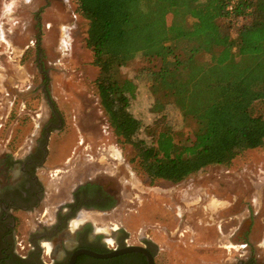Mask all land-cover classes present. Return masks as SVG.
I'll return each mask as SVG.
<instances>
[{
  "label": "rangeland",
  "instance_id": "obj_1",
  "mask_svg": "<svg viewBox=\"0 0 264 264\" xmlns=\"http://www.w3.org/2000/svg\"><path fill=\"white\" fill-rule=\"evenodd\" d=\"M88 28L77 0H0V144L23 145L46 122L45 86L64 122L48 147L46 206L68 201L79 185L99 182L117 193L116 208L108 214L85 213L101 230L149 227L156 238L172 239L179 228L185 264H211L226 253L228 264H235L250 252L264 263V146L244 152L228 166L204 168L181 186L165 181L150 185L131 162L137 152L119 140L101 105L100 69L87 45ZM156 64L138 55L121 69L137 84L130 110L142 125L138 137L149 141L147 129L157 126L172 128L178 139L192 138L197 122L155 97L148 76L140 75L142 68L150 71ZM189 185L194 200L184 193ZM215 197L228 210L222 240L227 250L209 249L216 233L203 227L216 216L207 207ZM241 236L250 244L245 252Z\"/></svg>",
  "mask_w": 264,
  "mask_h": 264
},
{
  "label": "trees",
  "instance_id": "obj_2",
  "mask_svg": "<svg viewBox=\"0 0 264 264\" xmlns=\"http://www.w3.org/2000/svg\"><path fill=\"white\" fill-rule=\"evenodd\" d=\"M77 2L89 21L101 105L150 185L178 184L264 146V0ZM138 55L159 62L140 75L155 97L197 122L192 138L157 126L147 129L149 141L138 137L130 110L137 84L121 71Z\"/></svg>",
  "mask_w": 264,
  "mask_h": 264
},
{
  "label": "flooded vegetation",
  "instance_id": "obj_3",
  "mask_svg": "<svg viewBox=\"0 0 264 264\" xmlns=\"http://www.w3.org/2000/svg\"><path fill=\"white\" fill-rule=\"evenodd\" d=\"M41 72L44 73L42 65ZM44 91L49 105L46 122L37 126L30 141L23 145L12 144L10 140L0 144V264H71L74 257V264L187 263L180 255L178 242L182 233L179 228L178 231L176 229V238L158 239L149 227L131 232L112 225L104 231L95 222L87 220L85 213L108 214L116 208L117 193L99 182L89 181L79 185L68 201L53 206L51 201V206H46L48 186L44 175L48 170V147L51 135L61 130L64 122L46 86ZM185 181L171 184L178 187ZM192 188L189 185L184 193L194 200ZM219 193L217 196H220ZM219 198L215 197L207 206L211 208L209 213L216 212V216L203 226L216 233V238L208 244L212 251L227 250L228 247L222 242L224 229L229 223L228 216H225L228 210H223L224 205L220 204L223 201ZM239 242L243 245V252L250 246L245 236H241ZM83 250L110 256L96 258L80 253ZM228 260L226 253L210 262L228 264ZM235 264L264 263L250 252L249 257L241 258Z\"/></svg>",
  "mask_w": 264,
  "mask_h": 264
},
{
  "label": "water",
  "instance_id": "obj_4",
  "mask_svg": "<svg viewBox=\"0 0 264 264\" xmlns=\"http://www.w3.org/2000/svg\"><path fill=\"white\" fill-rule=\"evenodd\" d=\"M80 253H86V254H89V255L94 256L96 258H106V257H109L110 256V255H104V254H99V253L91 252V251H88V250H83ZM74 261H75V257L73 258L71 264H74Z\"/></svg>",
  "mask_w": 264,
  "mask_h": 264
},
{
  "label": "built area",
  "instance_id": "obj_5",
  "mask_svg": "<svg viewBox=\"0 0 264 264\" xmlns=\"http://www.w3.org/2000/svg\"><path fill=\"white\" fill-rule=\"evenodd\" d=\"M230 9H232V7H230Z\"/></svg>",
  "mask_w": 264,
  "mask_h": 264
}]
</instances>
